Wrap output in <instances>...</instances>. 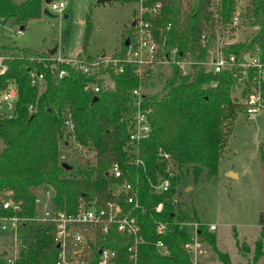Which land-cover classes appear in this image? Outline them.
<instances>
[{"label":"trees","instance_id":"16d2710c","mask_svg":"<svg viewBox=\"0 0 264 264\" xmlns=\"http://www.w3.org/2000/svg\"><path fill=\"white\" fill-rule=\"evenodd\" d=\"M139 3L141 8L160 4L157 16L143 14L141 20L151 25L160 60L189 63L183 71L175 63L169 64V73L157 94H143L140 108L148 111L149 136L138 144L137 157L143 166L129 164L127 137L131 126L124 117L133 107L131 92L138 87L132 68L124 67L114 75L106 66L99 73L81 74L68 63L55 62L47 52L0 46V54L8 58L0 63L5 71L0 74V93L9 85L15 86L17 98L14 117L0 116V198L4 193L20 204L15 215L24 221L18 225L17 250L12 264H54L58 248L50 223L34 222L36 197L32 190L45 186L52 191L54 212L74 214L80 203L101 206L111 199L115 180L106 175L112 162L120 165L124 178L136 184L137 200L141 210L134 212L140 225L144 243L138 247L137 264H190L183 245L190 241L192 228L199 242L221 256L215 248V236L208 230L183 190L190 182L212 181L217 175L219 160L232 135L236 117L244 112V100L252 72L248 79L238 82L234 69L218 73L206 71L201 63L206 60L216 31L223 34L235 11V0H217L214 11L208 0H188L186 9L182 0H115ZM44 0H0V23L12 19L19 31L27 22L42 14ZM251 32L241 42L221 48L224 55H233L236 63L244 55H256L264 68V0H246L239 15ZM84 37L90 31L85 22ZM208 38L205 47L199 40ZM132 43L130 32L125 35L118 52L121 57L127 49L124 41ZM83 51V50H82ZM55 53V52H54ZM60 71L64 75L57 77ZM238 71V69L236 70ZM40 74L42 79L30 84L29 74ZM97 85L98 92L83 90L84 85ZM238 96H233L234 91ZM264 103V82L259 83ZM70 111L74 123L73 139L80 150L92 161L78 163L71 156L69 162L60 160L61 150L71 149L69 132L64 126V112ZM168 157L163 159L161 154ZM65 163L70 168L65 169ZM168 181L166 191H155L153 185ZM162 204L160 213L154 212ZM126 209V206H122ZM0 215L11 216L0 208ZM164 224L162 235L155 225ZM156 241L168 250L160 256ZM128 239L113 229L106 234L97 232L94 251L89 264H95L99 249L115 252V264H130L126 255ZM223 257V264H226ZM0 264H7L0 254Z\"/></svg>","mask_w":264,"mask_h":264},{"label":"rangeland","instance_id":"374dc122","mask_svg":"<svg viewBox=\"0 0 264 264\" xmlns=\"http://www.w3.org/2000/svg\"><path fill=\"white\" fill-rule=\"evenodd\" d=\"M13 1L19 3L21 0ZM52 1L64 3L63 10L60 13L47 10V14L42 13L38 18L29 20L24 30L19 33L12 19L0 23V46L38 53L55 49L52 59L67 61L77 58L91 61L102 57L112 58L119 51L128 32L132 40L134 38V26L140 18L139 3L120 4L115 0L101 4H96L95 0ZM187 1L182 0L183 9H186ZM208 1L209 9L213 10L217 0ZM245 3L246 0H235L238 16ZM239 20V25L232 32L225 30L223 34L215 33L217 38L213 39L209 49L214 50L216 44L221 42L233 44L243 41L251 29L242 23L240 17ZM86 21L90 24V31L85 38ZM131 22H135L133 27L130 26ZM0 58L8 57L1 53ZM180 68L186 72L188 64L181 62ZM168 73L169 64L155 66L142 82L141 92L151 95L159 93ZM233 96H238L237 90ZM72 151L74 152L72 148L61 150L62 160L69 162L71 156L78 163L92 161L91 156L84 151ZM183 191L190 193L184 199L192 203L201 220L207 225H214L215 230L212 233L216 239L215 248L224 256L226 264L249 262V258L256 255L257 251L262 256L259 261H253L254 264L261 260L260 264H264V227L260 228L259 236L260 230L257 228L264 214V110L251 120H247L244 113H240L234 121L232 135L219 160L216 177L212 181L197 185L189 182ZM32 192L37 200L35 210L38 216L43 211L52 209V191L49 188L40 186ZM80 231L85 236V243L78 250L82 259L90 261L97 230L87 227ZM255 239H258L259 250L254 251L252 241ZM234 240L238 242L235 246ZM13 252V233L0 232V254L10 256ZM221 256L215 254L207 245L201 248L202 264H223Z\"/></svg>","mask_w":264,"mask_h":264},{"label":"built area","instance_id":"2783aa9c","mask_svg":"<svg viewBox=\"0 0 264 264\" xmlns=\"http://www.w3.org/2000/svg\"><path fill=\"white\" fill-rule=\"evenodd\" d=\"M64 8V3L51 1L48 4H43V9L54 13H60ZM160 4L155 3L151 7H140V18L138 23L134 26V38L131 44L127 45V49L121 57L118 58H99L97 60L87 61L84 59L72 58L67 61L55 58V62L68 63L69 66L76 72L81 74H89L90 72L99 73V70L105 69L106 66L112 71L114 75L122 73L124 67H131L133 75L137 79L138 87L134 89L132 94L133 107L124 119L131 126V130L127 137V145L130 147L128 150L133 158L128 161L129 164L135 166H143L141 160L137 157L138 144L140 141L149 136L150 128L147 122L148 111L140 108L142 102L141 84L145 78L148 77L155 66L166 63H175L180 66V63L174 61V53H170V60H160L157 56V44L154 40L151 25L147 21L141 20L143 14H148L151 17L157 16L159 13ZM239 16L235 12L230 20L228 28L235 30L239 25ZM18 33L20 31H17ZM217 33V31H216ZM216 37V35H215ZM221 38V35L219 36ZM217 38V37H216ZM208 38L202 34L199 40L200 46L205 47ZM226 43L216 44L214 50L208 49L206 51V60L201 63L206 71L218 73L221 70H233V76L238 82L248 79V75L252 72L251 85L249 90L242 101L244 107V115L247 120H251L256 114L264 110V103L259 91V83L264 82V68L258 62L256 55H244L240 63L235 62L233 55H224L221 48ZM3 58H0V63ZM189 65V63H187ZM5 66L0 64V74L5 71ZM238 69V71H236ZM64 75L60 71L57 75L58 78ZM30 84L35 85L41 79L40 74L31 72L29 74ZM85 92L95 94L98 92L97 85L86 84L83 87ZM17 93L15 86L9 84L0 93V116L4 119H12L14 117L15 102ZM64 126L69 132V145L72 149L77 151L80 147L74 143L73 132L74 123L71 113L64 112ZM163 159H167V155L161 154ZM63 159V156L60 157ZM107 176L115 180L112 198L103 200L101 206H95L94 202L90 205L80 203L74 214H64L63 212L43 211L41 216L35 214L34 222L50 223L53 228L54 242L58 248L57 259L54 264H89V261L82 259L79 253V247L85 243V236L80 231L81 228H94L99 234H106L109 229H113L116 233L126 237L128 244L126 246V255L130 264H137L138 262V247L144 243L141 234L140 225L134 212L141 210L137 200L136 184L124 178L120 165L117 162H112L108 167ZM168 181L163 180L158 184L153 185L155 191H166L168 188ZM37 203V200L35 201ZM126 206L123 209L122 206ZM0 208L5 211L11 212L13 215L6 216L0 215V232L11 231L14 239V252L13 255L5 256L4 259L7 264H12L16 250L17 241L16 234L18 225L24 221L23 218L17 217L15 214L20 211V204L13 202L7 193H4V198H0ZM154 212L160 213L162 211V204L158 203L154 207ZM187 226L192 228L190 241L183 245L185 253L188 255L190 264H202L201 248L203 243L199 242L195 230L197 223H188ZM164 224L157 223L155 225L156 234L162 235L164 231ZM209 231H214V225H208ZM155 248L160 256H166L168 250L160 241H156ZM98 258L95 264H115L116 254L108 249H99Z\"/></svg>","mask_w":264,"mask_h":264},{"label":"flooded vegetation","instance_id":"af4514ba","mask_svg":"<svg viewBox=\"0 0 264 264\" xmlns=\"http://www.w3.org/2000/svg\"><path fill=\"white\" fill-rule=\"evenodd\" d=\"M261 227H264V214H263V216L261 217V219H260V223H259V225L257 226V228H259V230H260V232L258 233V236L261 234ZM236 239V238H235ZM257 242H258V239H255V240H253L252 241V247H253V250L255 249H258L259 250V247H258V244H257ZM234 246L236 245V244H238V242H236L235 240H234ZM254 250V251H255ZM246 254H248V252L246 253ZM254 255V254H253ZM252 255V257L251 258H249V262H245L244 264H254V262L253 261H259L260 260V256H262V255H259V252L257 251V254L256 255H254L253 256ZM238 256V255H237ZM258 256V257H257ZM253 257H255V258H253ZM230 261H231V259H230ZM261 262H262V260H261ZM261 262H259L258 264H260ZM235 264V263H237V262H232L231 264Z\"/></svg>","mask_w":264,"mask_h":264},{"label":"water","instance_id":"95a60500","mask_svg":"<svg viewBox=\"0 0 264 264\" xmlns=\"http://www.w3.org/2000/svg\"><path fill=\"white\" fill-rule=\"evenodd\" d=\"M51 1H52V0H44V4H48V3H50ZM109 1H111V0H95V3H96V4H101V3L109 2ZM42 13H43V14H47V10H46V9H43V10H42ZM134 24H135V22H131L130 26L133 27ZM19 30H20V29H19ZM127 41H128V40L125 39V41H124V45H125V46L128 45V42H127ZM54 52H55V49H52V50L47 51V54H48L49 56H52V55L54 54ZM61 167L65 168V169H69V168H70V167H69L67 164H65V163H62V164H61ZM56 247H57V246H56Z\"/></svg>","mask_w":264,"mask_h":264},{"label":"crops","instance_id":"0c3cea01","mask_svg":"<svg viewBox=\"0 0 264 264\" xmlns=\"http://www.w3.org/2000/svg\"><path fill=\"white\" fill-rule=\"evenodd\" d=\"M17 31H19V30H17ZM77 52H78V51H77ZM77 52H76V53H77ZM76 53H75V54H76ZM101 56H102V55H101Z\"/></svg>","mask_w":264,"mask_h":264}]
</instances>
